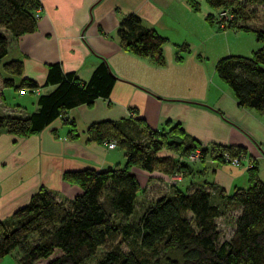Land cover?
<instances>
[{"label":"trees","instance_id":"obj_1","mask_svg":"<svg viewBox=\"0 0 264 264\" xmlns=\"http://www.w3.org/2000/svg\"><path fill=\"white\" fill-rule=\"evenodd\" d=\"M185 1L192 10L198 9L194 0ZM204 1L218 12L227 13L221 19L216 17L218 12L207 13L204 19L208 23H215L219 30L251 32L262 43L247 56L221 57L214 64V72L239 106L264 114V0ZM40 8L39 0H0V28L15 38L33 32L35 13ZM257 12L262 14L260 24L254 25ZM116 33L123 49L157 64L163 61L164 37L141 26L137 16L125 15ZM7 45L6 35L0 30V95L5 87L36 88L38 84L33 80L22 79L15 86L11 77L2 74L20 76L23 71L21 60H4ZM114 80L104 61L98 62L85 81L62 72L57 62L50 63L45 83L53 88L38 96V109L28 116L0 115V128L18 137L38 133L69 108L90 104L97 97L106 98ZM64 123L68 126L67 137L75 138L74 124ZM85 134L87 141L95 143L114 141L123 151V165L64 171L62 179L81 190L69 200H57L40 187L10 219L0 221V259L17 250L20 264H39L40 260H46L45 264H264V182L259 180L253 160L246 169L244 188L214 194L205 182L185 191L172 186L168 194L142 203L139 215L131 218L136 197L142 192L132 167L163 175L179 169L184 176L192 163L178 156L196 147L217 163L227 162L224 153L231 157L245 155L244 147L206 148L178 123L167 122L161 129H152L142 119L131 118L92 122ZM163 148L172 154L161 153ZM232 209L238 210L232 232L220 240L216 219ZM106 244L96 256L95 252Z\"/></svg>","mask_w":264,"mask_h":264},{"label":"crops","instance_id":"obj_2","mask_svg":"<svg viewBox=\"0 0 264 264\" xmlns=\"http://www.w3.org/2000/svg\"><path fill=\"white\" fill-rule=\"evenodd\" d=\"M194 1L199 9L203 1ZM39 2L41 8L33 32L15 38L0 28L8 41L4 60L17 59L23 64L20 76L2 74L11 77L15 86L22 79L38 84L33 89L3 88L0 115L28 116L38 109V96L53 88L45 83L50 63L57 62L62 72L85 81L98 62L104 61L115 80L106 98L97 97L90 104L69 108L38 133L18 137L0 128V221L10 219L40 187L57 200H69L78 194L79 186L62 179L64 171L104 170L123 164V151L117 150V146L107 148L105 143L87 141L86 127L101 120L142 119L152 129H161L167 122L178 123L203 147L239 145L246 149L238 165L217 163L205 154L199 164L187 167L182 178L167 184L158 180V171L148 173L132 167L131 172L142 188L136 200L147 197L149 191L153 198H146L145 202L168 194L172 186L185 191L203 182L214 194L218 190L229 194L235 187H245L246 169L252 160L258 176V166L264 167V114L239 106L228 86L219 79L205 82L197 65L203 58H210L215 64L223 56L249 55L262 45L253 33L216 30L204 19L210 13L207 7L198 13L185 0ZM217 12L218 9L213 15ZM127 14L137 16L141 26L164 37L161 63L120 46L116 30ZM65 121L74 124L75 138L67 137ZM223 173L230 178L231 192H226L219 178ZM206 174H211V179L205 178ZM197 176L203 180H194ZM18 256L19 252L14 250L2 257L0 264H20Z\"/></svg>","mask_w":264,"mask_h":264},{"label":"rangeland","instance_id":"obj_3","mask_svg":"<svg viewBox=\"0 0 264 264\" xmlns=\"http://www.w3.org/2000/svg\"><path fill=\"white\" fill-rule=\"evenodd\" d=\"M201 1H203V2L200 4L201 7H199V9H198V13H200L203 10L204 6L209 9L208 12H210L212 14L215 12L216 8H213L211 6H208L205 3L204 0H201ZM196 12H197V10H196ZM203 12H207V11H203ZM260 15H262L261 12H259V13L257 12L258 20H256V22L253 23L254 25L257 22H259ZM250 24H252V22ZM211 25L216 30H219L217 28V26H216L215 23H212ZM220 31H222V30H220ZM200 61H201L200 64H197L198 67H199L198 71H200L202 69L204 81L205 82H208V83H212L214 81L215 82L218 81L219 78L217 77L216 73L214 72V65H213L214 62L211 63L212 61H211L210 58H203ZM117 150L121 151V153H122V149L118 148ZM162 151H164V152H161V153H164V154H172L171 152H169V150L167 148H163ZM194 151H197V157L195 159H193L192 161H190V162L194 166H196L197 164H199L202 161V159H203V157H204L205 154L201 153V151L199 150V147L194 148L192 150V152H194ZM188 153H186L185 155H187ZM223 156H227L228 158H237L238 163L244 157L243 154H239L238 156H234V157L232 156L231 157V156H229L226 153H224ZM180 157H182V156H180ZM208 157L211 159L210 155H208ZM238 163L235 164V165H238ZM223 164H225V165H232L230 162H226V163H223ZM122 165L123 164L121 163V165H119V166L121 167ZM258 168H259V172H258L259 180H261L262 182H264V167L262 166V164H260L258 166ZM177 170L178 171L172 172V173H170L168 175L161 174L160 178L159 177H157V178H158L159 181H162L165 184H167L168 181H175L176 179L179 180L180 178H182V174L180 173V170L179 169H177ZM174 174H176V176H174ZM209 175H211V174H208V175L206 174L205 175V178H210L211 179V176H209ZM171 177H173V179H170ZM199 178H201V177L197 176V177L194 178V180H196V179L198 181L203 180V178H201V179H199ZM219 178L224 183L223 186L225 187L226 192L227 193L228 192H231V188H230V184L231 183L229 182L230 181V178L228 176H226L225 173L220 174L219 175ZM246 184H247V182H245V185L244 186H246ZM145 195H147V197L146 196H142V197H138L137 198L135 212H134V215L131 216V218L133 217V219H135L139 215L140 205H141V202L140 201L145 202V201H147L146 198L148 200L151 199V198H153L152 194H150V191L147 192V194H145ZM237 214H238V210L237 209H232V210H229L225 214L224 217H220V218H217L216 219V223H217L218 230H219V233H220V240L227 239L230 236V234L232 232V229H233V225H232L233 219H234V217ZM108 244L104 245L103 247H100V249L95 252V254L97 253L96 256H98L100 254V252H102L108 246ZM121 247L123 249H126V245L124 243H121Z\"/></svg>","mask_w":264,"mask_h":264},{"label":"built area","instance_id":"obj_4","mask_svg":"<svg viewBox=\"0 0 264 264\" xmlns=\"http://www.w3.org/2000/svg\"><path fill=\"white\" fill-rule=\"evenodd\" d=\"M39 16V11H37L36 13H35V17H38ZM227 16V13H226V11L224 10V11H219L217 14H216V17H217V19H221V17H226ZM223 25V23H222V21H220V23L218 24V26L219 27H221ZM105 146L107 147V148H113L114 146H115V144H114V141H112V140H110V141H107L106 143H105ZM197 157V151H194V152H189L187 155H185V156H182V157H180V156H178V159L179 160H183V161H192L193 159H195ZM223 158H224V160L225 161H227V162H230L232 165H235V164H237L238 163V160H237V158H228L227 156H223ZM174 176H176V174H174ZM175 178V177H174ZM170 179H173V177H171Z\"/></svg>","mask_w":264,"mask_h":264}]
</instances>
